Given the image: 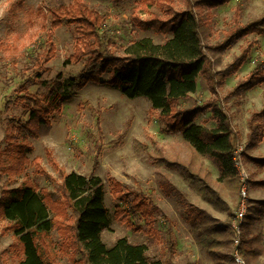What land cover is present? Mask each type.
Returning <instances> with one entry per match:
<instances>
[{
    "label": "rangeland",
    "instance_id": "obj_1",
    "mask_svg": "<svg viewBox=\"0 0 264 264\" xmlns=\"http://www.w3.org/2000/svg\"><path fill=\"white\" fill-rule=\"evenodd\" d=\"M75 1L0 0V201L4 190L20 187L27 180L39 189L55 192L63 172L98 176L106 186L105 203L112 219L111 227L102 234V240L108 247L121 238H127L132 243L149 245V255L163 264H213L207 251L195 242L186 210L188 206H195L211 215L215 214L213 217L218 213L198 196L178 170L157 167L152 154L158 148L171 160L188 166L193 164V169L202 168L211 173V184L232 212L231 218L222 212L225 213L224 221L215 218L221 225L230 224L232 241L231 226L238 210L243 181L239 174L237 186L220 181L216 163L209 157H200L180 133L166 132L159 119L160 112L154 111L144 97L129 99L120 90L95 83L69 93L62 98L61 111L52 116L49 135L31 140L33 151L27 152L29 163L22 173H16L15 168L10 171L18 165L15 164L16 157L4 153L8 130L13 126V119H28L18 105V99L24 95L21 88L26 87L31 94L46 99L53 94L59 82L77 76L85 66L84 62L66 65V59L73 54L77 44L73 28L64 24L54 29L49 17L44 16H49V9L71 5ZM81 1L107 17L101 35L105 45L115 48L119 56H123L125 50L139 39L147 37L162 44L170 38L153 31H142L135 26L133 20L138 10L143 8L142 0H125L121 3L112 0ZM174 4L176 10L185 9V0H176ZM210 13L211 36L204 43L213 48L223 43L233 28L259 19L264 13V0H231ZM140 16L145 19L148 15L140 13ZM49 32L53 33L57 56L46 66L51 72L45 73L38 68L37 62L48 49ZM251 45L250 58L235 75L227 79L217 76V80L224 83L217 86L215 92L201 76L197 92L176 105L180 110L198 108L211 101L221 105L231 120L234 148L241 152L239 160L249 175V197L252 187H264L261 184L264 181H256L259 176L264 177V166L258 162L264 158V144L247 149L251 116L264 108V84L233 96L230 93L264 60V34L249 35L223 54L211 51L216 62L215 71L221 73ZM195 124L204 128L217 126L211 110L200 114ZM139 142L147 147L142 153L136 150ZM41 168L49 174L50 179L39 172ZM113 184L122 185L123 193L134 191L153 200L162 211L158 217L157 231L150 232L141 214L131 213L127 204L117 200ZM230 202L234 203L233 209ZM251 202L250 208H254ZM118 210L122 212L118 213ZM127 219L141 230L131 229ZM8 226V222L0 220V264H20L18 255L10 250L16 239ZM64 239L57 229L53 231L52 241L58 264H75L71 259L72 250ZM171 241L175 243L174 253L169 247ZM232 247L231 244L229 249L223 250H228L231 255ZM244 257L247 264H264V240L262 256L247 259L244 254ZM229 264H232V259Z\"/></svg>",
    "mask_w": 264,
    "mask_h": 264
},
{
    "label": "trees",
    "instance_id": "obj_2",
    "mask_svg": "<svg viewBox=\"0 0 264 264\" xmlns=\"http://www.w3.org/2000/svg\"><path fill=\"white\" fill-rule=\"evenodd\" d=\"M112 1L121 3L125 0ZM175 1L142 0L143 8L138 10L133 20L135 26L170 38L162 44L147 37L139 39L125 50L123 56L117 55V50L109 44L105 45L102 38L101 31L107 17L90 9L83 1L49 9V16H44L49 17L52 28L67 24L73 28L77 40L66 65L84 62L85 66L77 76L59 82L53 94L46 99L31 94L26 87L21 88L24 95L18 99V105L28 119H13V126L8 130L4 153L16 157L15 164L18 165L10 171L15 168L16 173L21 174L25 169L29 163L26 154L33 151L31 140L49 135L52 116L61 111L62 98L95 83L120 90L129 99L146 98L152 109L160 112L159 119L166 132L180 133L200 157H209L216 163L220 181L237 186L235 135L231 120L221 105L211 101L187 110L177 109L176 105L197 92L201 76L215 92L217 86L224 83L217 80L218 75L227 79L244 66L252 53V45L221 73L215 71L216 62L211 51L223 54L249 35L264 34V13L252 23L233 28L223 43L212 48L204 43L211 36L210 11L231 0H185L184 10H176ZM140 13H146L147 18H141ZM47 43L48 49L38 59L37 66L50 73L51 69L46 66L57 56L52 32L47 35ZM260 84H264V60L230 95L246 92ZM209 110L217 126L204 128L196 125L197 117ZM249 127L247 149L252 150L264 141V108L252 114ZM146 148L143 143H137L138 153ZM152 159L157 167L178 170L203 201L232 217L230 206L210 182V172L202 168L193 169V164L188 166L171 160L158 148L154 150ZM258 162L264 166V158ZM39 172L51 178L43 168ZM61 177L55 192L39 189L29 180L20 187L3 191L0 220L8 222V229L15 235L16 240L10 250L18 255L20 264H58L52 241V233L56 229L67 240L65 244L72 250L71 259L75 264H163L149 255L147 244L132 243L127 238L117 240L111 247L103 242L102 234L111 227L112 219L105 203L106 186L100 177H86L75 172H63ZM121 186L112 185L117 200L127 204L131 213L141 214L150 232L156 230L161 209L144 194L121 192ZM255 204L259 208H250L244 224L242 250L247 259L262 256L264 234H254L252 229L264 220V201ZM186 211L195 242L207 251L213 264H229L231 255L223 249H229L232 244L230 224L221 225L213 215L195 206H188ZM127 223L131 229L141 230L129 219ZM174 245L171 241V253H174Z\"/></svg>",
    "mask_w": 264,
    "mask_h": 264
},
{
    "label": "built area",
    "instance_id": "obj_3",
    "mask_svg": "<svg viewBox=\"0 0 264 264\" xmlns=\"http://www.w3.org/2000/svg\"><path fill=\"white\" fill-rule=\"evenodd\" d=\"M239 149L234 148V164L235 168L240 176V179L243 181V186L241 188L240 194V202L238 206V210L234 214L233 222H232V233H233V241H232V252L231 259L232 264H247L244 253L242 250V241L244 236V224L249 214L250 208V197H249V175L247 174L244 165L241 159V152L239 154Z\"/></svg>",
    "mask_w": 264,
    "mask_h": 264
},
{
    "label": "crops",
    "instance_id": "obj_4",
    "mask_svg": "<svg viewBox=\"0 0 264 264\" xmlns=\"http://www.w3.org/2000/svg\"><path fill=\"white\" fill-rule=\"evenodd\" d=\"M263 144H264V141L261 145H263ZM260 180L264 181V177L259 176L256 179V181H260ZM250 200L252 201L251 203H252V207H254L253 209H256L258 206L255 204V202L264 201V187H257V186L252 187L250 189ZM233 204L234 203L230 202L232 209H233ZM215 212L218 213V216L216 214L215 217L224 221L223 217L225 216V213L217 212L216 210H215ZM213 215H215V214H213ZM252 231L254 234H259V233L264 234V221L259 222L255 227H253Z\"/></svg>",
    "mask_w": 264,
    "mask_h": 264
}]
</instances>
